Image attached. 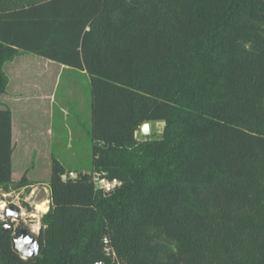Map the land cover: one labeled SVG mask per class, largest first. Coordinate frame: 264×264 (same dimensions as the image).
I'll return each instance as SVG.
<instances>
[{
  "label": "trees",
  "instance_id": "trees-1",
  "mask_svg": "<svg viewBox=\"0 0 264 264\" xmlns=\"http://www.w3.org/2000/svg\"><path fill=\"white\" fill-rule=\"evenodd\" d=\"M22 52L87 74L92 159L73 182L52 158L40 254L0 228V264H264V0H0V93ZM11 118L3 191L32 184L12 179ZM100 170L123 186L97 191Z\"/></svg>",
  "mask_w": 264,
  "mask_h": 264
},
{
  "label": "rangeland",
  "instance_id": "rangeland-1",
  "mask_svg": "<svg viewBox=\"0 0 264 264\" xmlns=\"http://www.w3.org/2000/svg\"><path fill=\"white\" fill-rule=\"evenodd\" d=\"M34 56L38 59L32 55L26 57L27 64L35 65L39 59H45L38 55ZM55 64L58 73L56 85L52 84L53 75L46 78L51 81L52 93L56 100L54 115L48 122L49 133L42 132L40 135L33 132L38 129V123H36L35 112L30 110L27 115L29 133L24 138L17 133L14 144L12 142L11 160L14 181L26 179L32 184L41 183L48 186L52 158L58 159L66 171L81 168L90 169L91 167L89 78L86 73L80 70L68 67L61 69L59 63L55 62ZM32 68L30 67V69ZM8 107L12 108L11 104ZM16 120L20 121L19 115H16ZM161 124L164 125L163 121L151 122V135L149 133L148 135L143 134V136L145 138L160 136L158 129ZM17 137L22 140L16 141Z\"/></svg>",
  "mask_w": 264,
  "mask_h": 264
},
{
  "label": "clouds",
  "instance_id": "clouds-1",
  "mask_svg": "<svg viewBox=\"0 0 264 264\" xmlns=\"http://www.w3.org/2000/svg\"><path fill=\"white\" fill-rule=\"evenodd\" d=\"M86 30L88 29L86 28ZM148 126L147 123L139 125L138 129L134 132L137 140L146 142L143 130ZM162 133L163 124L158 129V134L162 136ZM69 176L73 182L79 178L76 171H72ZM69 176L60 174L59 180L67 183ZM108 177L109 173L106 170L94 173L93 180L97 191L106 194L123 186V181L119 178L113 176L109 179ZM9 204L14 205V209L9 208ZM55 208L56 204L51 187L41 183L24 185L19 187L18 190H0V228L4 229L11 226L12 247L19 254L21 260L27 262L33 256H39L41 242L37 238L41 230H46L48 227L46 223H43V219L50 212H54ZM21 226L28 229L29 235H16L15 229ZM103 243L106 245L109 243L107 237L104 238Z\"/></svg>",
  "mask_w": 264,
  "mask_h": 264
},
{
  "label": "crops",
  "instance_id": "crops-1",
  "mask_svg": "<svg viewBox=\"0 0 264 264\" xmlns=\"http://www.w3.org/2000/svg\"><path fill=\"white\" fill-rule=\"evenodd\" d=\"M28 55L35 57L33 54L22 52L3 64V71L8 78V83L5 91L0 93V107H8L10 104L12 106V108H9L12 113L11 126L13 144L17 133L24 138L30 131L27 125L29 123L27 115L30 110L35 112L36 123H38V129L33 132H36V134L39 133L40 135H42V132L44 134L49 133L50 127L48 122L54 115L56 100L52 93L51 81L46 78L53 75L52 84L53 86L56 85L58 74L56 64L54 61L45 58L43 60L39 59V62L37 61L35 65H30L25 61ZM35 58L38 59L37 57ZM11 65L12 68H10ZM59 66L61 69L66 68L61 64ZM30 67L33 68L30 69ZM16 115H19V122L16 120ZM22 138L17 137L16 141L22 140Z\"/></svg>",
  "mask_w": 264,
  "mask_h": 264
},
{
  "label": "water",
  "instance_id": "water-1",
  "mask_svg": "<svg viewBox=\"0 0 264 264\" xmlns=\"http://www.w3.org/2000/svg\"><path fill=\"white\" fill-rule=\"evenodd\" d=\"M145 123H147L149 126L144 128V130H143V134H144V135H148V134L150 133V122H145ZM64 175L67 176L66 174H64ZM8 207L14 209V207L11 206V205L8 206ZM17 211H18V209H17ZM2 230H3L4 232H10V231H11V226H9V228H4V229L2 228ZM15 233H16V235H18V236L29 235L28 229L25 228V227L16 228V229H15ZM26 247H27V246H26ZM33 257H34V256H33Z\"/></svg>",
  "mask_w": 264,
  "mask_h": 264
},
{
  "label": "flooded vegetation",
  "instance_id": "flooded-vegetation-1",
  "mask_svg": "<svg viewBox=\"0 0 264 264\" xmlns=\"http://www.w3.org/2000/svg\"><path fill=\"white\" fill-rule=\"evenodd\" d=\"M11 204H9L8 206H10ZM11 206H13V207H15L14 205H11ZM21 227H23V226H21ZM18 228H20V227H18ZM10 234H11V236H12V233H11V231H10Z\"/></svg>",
  "mask_w": 264,
  "mask_h": 264
},
{
  "label": "built area",
  "instance_id": "built-area-1",
  "mask_svg": "<svg viewBox=\"0 0 264 264\" xmlns=\"http://www.w3.org/2000/svg\"><path fill=\"white\" fill-rule=\"evenodd\" d=\"M96 264H98V263H96Z\"/></svg>",
  "mask_w": 264,
  "mask_h": 264
}]
</instances>
